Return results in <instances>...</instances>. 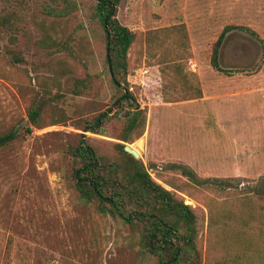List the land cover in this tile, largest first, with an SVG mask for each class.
Listing matches in <instances>:
<instances>
[{"label": "rangeland", "instance_id": "rangeland-1", "mask_svg": "<svg viewBox=\"0 0 264 264\" xmlns=\"http://www.w3.org/2000/svg\"><path fill=\"white\" fill-rule=\"evenodd\" d=\"M73 1L76 9L59 18L41 7L63 0H0V15L9 19L0 28V134L16 135L0 147V264H154L138 246L137 229L81 201L66 175L65 150L77 135L111 154L112 143H127L114 136L124 109L135 107L144 114V129L128 144L139 148L133 147L137 159L153 181L194 208L201 264H241L244 255H222L226 246L216 253L207 244L203 199L235 197L236 184L264 190L257 182L264 176V0H120L115 18L135 33L125 76L133 101L112 108L96 132L74 122L104 110L115 90L101 34L85 21L91 0ZM227 24L255 36L240 28L225 35L218 64L228 72L222 73L209 65V53ZM171 27L168 36L159 31ZM176 27L185 33L183 46L171 42ZM160 39L165 45L157 51ZM172 48L182 51L180 59L171 58ZM158 54L164 62H156ZM76 79L87 88H74ZM31 104L41 106L43 123L59 122L24 133ZM181 165L200 178L226 179L230 192L194 185L174 168Z\"/></svg>", "mask_w": 264, "mask_h": 264}, {"label": "trees", "instance_id": "trees-1", "mask_svg": "<svg viewBox=\"0 0 264 264\" xmlns=\"http://www.w3.org/2000/svg\"><path fill=\"white\" fill-rule=\"evenodd\" d=\"M119 1L91 0L84 15L92 32L98 30L101 34L108 82L115 91L104 110L90 119H84L82 124L74 122L75 128L81 127L82 131L96 132L98 130L96 127H101L113 116L112 108L121 109L124 101H133V96L126 87L125 76L126 54L135 39V33L115 18ZM75 9L73 0H63L59 7L47 4L41 7V11L47 16L59 18H63ZM8 23V17L0 15V28ZM236 28L255 36V32L248 27L224 25L212 42L209 53V65L215 71L228 72L219 66L218 53L225 35ZM172 29L173 27L163 28L159 31L167 32L168 36ZM176 29L177 33H174L171 42L175 47L183 46L186 43L185 33L179 27ZM159 31H149L146 34L155 35ZM13 40L12 37L10 41ZM262 41L264 42V39ZM163 45H165L163 39L154 43L157 51H160ZM63 46H68V42L65 41ZM180 52L182 51L178 52L176 48H172L171 58L180 59ZM155 60L157 63L165 61L160 54ZM77 84H81L83 90L87 88L86 82L82 79H76L74 88H77ZM121 85L124 88L119 90ZM41 110V106L34 104L28 106L26 109L28 126L24 128V133L31 132L33 127L41 128L47 124L59 122L52 119L49 123H43ZM121 116L123 118L121 129L114 138L130 143L139 137L144 129V114L141 109L135 107L133 110L124 109ZM15 137L13 130L0 134V147ZM122 146V143L115 142L112 143L113 153H100L96 145L91 144L80 134L67 146L65 153L70 162L66 175L77 197L83 202L94 203L98 210L107 212L136 228L139 234L138 246L143 253H147L154 259V264H201L200 250L197 246L200 224L194 208L183 203L173 191L153 181L142 163L124 152ZM132 147L138 148L133 144ZM174 168H177L179 174L191 183L200 187L204 186L213 194L226 191L229 193L228 190H231V185L226 179L200 178L185 165ZM257 182L263 184L264 176ZM233 187L238 193L235 197L221 194L218 199L214 197L203 199L207 217V244L212 243V252L216 253H221L222 245L223 248L226 246L222 255L225 250L228 255L233 252L235 256L244 255L240 261L241 264H264V190L248 186L239 188V184ZM228 198H232L230 200L233 201L229 203ZM231 241L240 247L239 252L229 248ZM246 243L249 247L245 246ZM252 248L256 249L257 254L251 251ZM214 264L229 263L225 260H217Z\"/></svg>", "mask_w": 264, "mask_h": 264}, {"label": "water", "instance_id": "water-1", "mask_svg": "<svg viewBox=\"0 0 264 264\" xmlns=\"http://www.w3.org/2000/svg\"><path fill=\"white\" fill-rule=\"evenodd\" d=\"M122 145L124 152L130 154L134 159L138 158V153L134 149L130 148L128 143H123Z\"/></svg>", "mask_w": 264, "mask_h": 264}, {"label": "bare ground", "instance_id": "bare-ground-1", "mask_svg": "<svg viewBox=\"0 0 264 264\" xmlns=\"http://www.w3.org/2000/svg\"><path fill=\"white\" fill-rule=\"evenodd\" d=\"M129 147H130V148H132V149H134V148H133V147H131L130 145H129ZM134 150H135V149H134ZM135 151L137 152V150H135ZM137 153H138V152H137Z\"/></svg>", "mask_w": 264, "mask_h": 264}]
</instances>
